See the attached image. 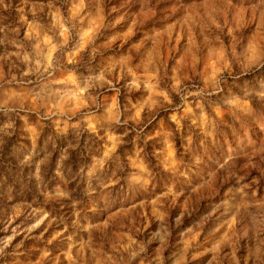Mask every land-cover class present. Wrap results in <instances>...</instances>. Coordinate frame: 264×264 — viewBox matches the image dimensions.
<instances>
[{
    "label": "rangeland",
    "instance_id": "374dc122",
    "mask_svg": "<svg viewBox=\"0 0 264 264\" xmlns=\"http://www.w3.org/2000/svg\"><path fill=\"white\" fill-rule=\"evenodd\" d=\"M43 130L99 146L0 186V264H264V0H0V147Z\"/></svg>",
    "mask_w": 264,
    "mask_h": 264
},
{
    "label": "trees",
    "instance_id": "16d2710c",
    "mask_svg": "<svg viewBox=\"0 0 264 264\" xmlns=\"http://www.w3.org/2000/svg\"><path fill=\"white\" fill-rule=\"evenodd\" d=\"M18 133V131H14L9 136H5V145L0 147V186L5 183V188H11L13 203H27L32 207L45 209L55 207L53 203L47 202L43 198V194L62 184L58 176L59 173L65 180L63 183L65 190L76 199L82 196L84 191L82 174L90 157L94 155L99 146V141L95 137L89 136L85 132L77 137L73 132L57 135L53 131L43 130L35 149L40 151L45 145L46 151L28 163L30 165L39 163L36 168L27 165L19 166L17 164L19 155L9 157L12 149L23 150L20 143L29 147V142L22 140ZM86 138L88 141L85 143ZM4 150L5 162L2 160ZM40 160L41 162H39ZM36 170L38 171L37 182L29 176Z\"/></svg>",
    "mask_w": 264,
    "mask_h": 264
}]
</instances>
